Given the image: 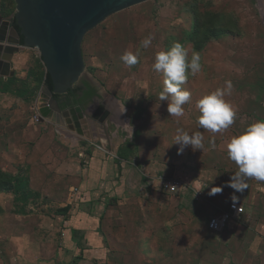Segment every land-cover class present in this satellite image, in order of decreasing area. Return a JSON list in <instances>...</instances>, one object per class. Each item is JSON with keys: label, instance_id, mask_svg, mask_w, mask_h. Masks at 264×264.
Masks as SVG:
<instances>
[{"label": "rangeland", "instance_id": "obj_1", "mask_svg": "<svg viewBox=\"0 0 264 264\" xmlns=\"http://www.w3.org/2000/svg\"><path fill=\"white\" fill-rule=\"evenodd\" d=\"M0 9L15 14L14 0H0ZM149 34L155 38L144 49L141 41ZM175 42L188 49L189 57L193 51L198 52L202 64V71L189 74L181 85L191 94L182 117L170 116L167 109L171 95L168 100H160L165 76L153 68L156 54L167 52ZM81 50L86 72L101 85L106 93L104 103L113 112L103 132H96L101 136H83L77 144L61 138V175H45L51 184H43L39 195L22 190L18 195L0 194L2 208L10 213L0 234L8 241V246H0L4 257L0 264H224L223 242L206 230L208 219L220 210L203 191L201 194L199 184L205 182L209 168L221 171L223 178L226 172L231 176L238 165L229 158L219 162L217 149L227 153L231 138L244 133L253 123L264 121V0H149L106 18L85 35ZM129 51L139 53V62L131 67L121 59ZM30 53L32 71L43 73L38 52ZM228 80L233 90L225 99L236 110L234 123L216 133L200 128L196 102L225 87ZM152 128L155 157L151 155L146 163L134 160L128 165L134 168L136 164L138 170H149L155 177L186 180L188 193L168 195L158 190L155 181L153 193L135 189L136 201L127 200L130 205L124 204L125 200L120 204L111 191L100 193L91 207L82 208L76 203L80 195H73L76 200L69 201L70 189L81 184L74 179H79L78 174L89 166L86 162L94 150L105 159L136 152L146 155L152 145L145 132ZM60 129L61 133L68 130L64 126ZM178 129L190 135L201 133L203 151L189 146L178 154ZM136 131H142L141 141L136 139ZM55 168L59 171V165ZM3 177L6 176H0V183H8L9 178ZM24 179L18 184H25ZM38 180L42 182V177ZM25 195L28 199L23 203L28 202L27 206L21 207V202L13 206L15 198ZM120 196L124 198L125 194ZM72 229L91 231L99 237L111 229L122 230L129 236L121 243L115 241L122 244L120 253L109 254L85 238L86 233L79 243L81 247L75 242L69 247ZM19 233L24 239L16 241ZM15 248L25 255L19 256Z\"/></svg>", "mask_w": 264, "mask_h": 264}, {"label": "crops", "instance_id": "obj_2", "mask_svg": "<svg viewBox=\"0 0 264 264\" xmlns=\"http://www.w3.org/2000/svg\"><path fill=\"white\" fill-rule=\"evenodd\" d=\"M0 14L3 18H11V16L14 15L12 12H1V9ZM32 62L33 57L30 50L15 53L10 60V70L7 77L0 75V176L5 175L6 177H3V179L9 178L8 180L16 177H23L25 178L26 190L39 195V191L42 189L43 184H51L50 180L48 181L45 179V175H50L52 173L53 175L57 173L61 175V138L62 140L64 139L63 141L65 142L71 141L72 143H76L83 136H101L96 132L101 131L102 133L106 124L100 125L98 122L91 119L90 116L97 110L99 105H103L109 110L110 116L113 111L104 103L106 93L102 91L103 104L92 107L80 120L81 135L69 130L61 133L60 128H63L62 126L53 125L47 120L41 121L40 110L45 107V105L56 108L57 103L52 100L46 91L45 69L43 73L36 74L32 71ZM77 112L79 114L78 110ZM34 115H37L39 118L38 123L33 121ZM145 134H147L145 138L148 139L152 145L151 152H146V155H143L142 152H136L126 155L121 154L120 156H115L114 159H111V157L105 159L100 152L94 150L92 152V157L86 162L89 166H87L83 173L78 174L80 176L79 179H74L80 181L81 184L77 188L70 189L69 201L76 200L75 197L72 198L76 190V196L80 195L76 203L80 204L82 208H84V206L91 207L96 204L95 199L100 193L103 191L109 193L111 191L113 192V197L116 198L117 196V198H119L118 202L120 204L125 200L124 204L127 203V205H130L127 200H134L133 203L136 201L137 194L134 193L135 189L141 192L153 193L155 192V188L154 190H152V188L155 187L156 181L158 190L163 191L161 183L158 181L159 178L171 179L178 182L180 186L176 193H181L180 195L188 193L190 189H188V182H186V180H175L161 175L155 177V174H149V170H138L137 167L139 166H136V164H134V168L128 165L134 160H136V163L137 161L142 163V160L143 163H146L148 157L151 155L155 157V129L152 128L145 132ZM135 137L138 141H141L142 131L138 133L136 131ZM220 149L222 148L217 149L215 154L219 162L223 160L222 158H229L228 155H225L227 153ZM134 157L135 159H133ZM151 159L153 158L151 157ZM58 165L59 171L55 168ZM222 166H224L223 163ZM223 169H225V167ZM227 171H229V169H227ZM238 171L239 168L232 170L230 172L231 176ZM76 172L77 171L73 173V176L76 175ZM219 172L221 171L210 168L206 169V174L204 175L205 182L203 181L202 185L199 184L201 192H204L210 203L213 202V204H215L217 210H220L219 212L227 210L231 203H239L245 208L244 215L238 221L231 222L221 233H212L216 234L221 242H223L224 246H222L221 249L226 259L222 258V262H224V264H264V181L247 178V189L243 193H239L235 192L233 188L226 186L227 182L230 180L228 178H231L229 172H226L224 178ZM41 177L42 182L38 180L41 179ZM73 178L74 177L71 179ZM131 179L134 181L132 180L131 182ZM10 185L15 186L18 184L12 182ZM215 187L222 188V192L214 196H209L208 193ZM5 188L6 187L0 186V194L4 192L12 193L11 190L7 191ZM163 192L168 195L176 194H171L166 191ZM193 192L195 193V191ZM203 192L201 194H203ZM121 193L125 194L124 198H120ZM233 195L237 197L235 202L232 200ZM107 199L105 200V206L108 205ZM19 202H21V207L24 204L25 206L28 205V202L23 203L24 201H22L21 198H15V200H13V206H17ZM2 207L0 203V234L4 227L3 224H6L8 221L7 217L10 215V213L5 212ZM18 214L26 216L21 212ZM124 214L126 215L127 213L124 211ZM63 217L66 219L65 216ZM206 230L208 231L207 223ZM121 231L122 230L113 231L111 229L109 232L105 233V235H100L101 237H99L94 236V233L91 231V233H86L85 230L72 229L71 244L68 246L71 247L73 245L72 242H75L78 244L77 247H81L79 243L83 239L88 238L91 242L93 241L95 246H101V250L104 253H120L121 249L119 246H122V244L117 243L125 241L129 236L126 232ZM20 233L15 239L16 241L23 238ZM85 233L86 237L84 238ZM0 242V246H8V241L3 239V235L0 236ZM17 245L20 244L17 243ZM15 249L19 250L18 248ZM81 251L86 252L89 251V249H83ZM20 255H25L23 250H19V256ZM0 259H4V257L0 255ZM41 262H44V259H42Z\"/></svg>", "mask_w": 264, "mask_h": 264}, {"label": "water", "instance_id": "obj_3", "mask_svg": "<svg viewBox=\"0 0 264 264\" xmlns=\"http://www.w3.org/2000/svg\"><path fill=\"white\" fill-rule=\"evenodd\" d=\"M149 0H14L16 12L11 18L0 14V75L7 77L15 53L36 50L49 75L54 96L66 95L82 78L101 91L100 84L88 75L82 56L85 35L106 18ZM15 20L18 31L12 26ZM22 38V43H21ZM103 95V94H102ZM98 100V98H97ZM41 121L64 126L81 135V115L75 108L60 112L50 105L40 110ZM103 105L90 116L100 125L109 120Z\"/></svg>", "mask_w": 264, "mask_h": 264}, {"label": "clouds", "instance_id": "obj_4", "mask_svg": "<svg viewBox=\"0 0 264 264\" xmlns=\"http://www.w3.org/2000/svg\"><path fill=\"white\" fill-rule=\"evenodd\" d=\"M154 35H147L141 45L144 49L152 45ZM139 53L125 52L121 57L126 66L131 67L137 64ZM153 68L157 72H162L165 76V89L160 95V100H168L171 95L172 101L168 105L170 116L182 117L185 114L184 105L191 101V94L187 90H182L188 75H196L202 71L201 56L193 51L189 57L188 49L180 42H175L167 52L156 54ZM233 84L230 80L225 81V87L216 89L203 96L196 102V108L200 115L197 123L200 128L216 133L228 129L235 121L236 110L232 104L225 99L231 95ZM167 94V95H166ZM204 137L197 132L190 135L183 129L177 130L175 144L179 145L178 154H182L185 148L191 146L192 149H204ZM215 147V144H212ZM227 155L231 161L238 165L239 171L231 176L227 182L228 187L235 192L243 193L248 185L246 178H254L257 181H264V121H257L250 125L246 131L231 138L227 144ZM222 192V188L215 187L208 193L214 196ZM233 202L237 197L233 195Z\"/></svg>", "mask_w": 264, "mask_h": 264}, {"label": "flooded vegetation", "instance_id": "obj_5", "mask_svg": "<svg viewBox=\"0 0 264 264\" xmlns=\"http://www.w3.org/2000/svg\"><path fill=\"white\" fill-rule=\"evenodd\" d=\"M92 89L95 90V94L89 99L88 95L92 92ZM54 100L57 103L56 109L58 111L64 112L69 111L71 108H75L79 111L81 117H84L92 107L103 104V95L89 80L82 78V80L66 95L59 96L58 98L54 96Z\"/></svg>", "mask_w": 264, "mask_h": 264}, {"label": "built area", "instance_id": "obj_6", "mask_svg": "<svg viewBox=\"0 0 264 264\" xmlns=\"http://www.w3.org/2000/svg\"><path fill=\"white\" fill-rule=\"evenodd\" d=\"M33 121L38 123L39 118L33 117ZM158 181L161 183L163 191L169 192L171 194L176 193L180 184L171 179L159 178ZM77 191H74V196H76ZM245 213V208L239 203H231L227 210H223L218 214L209 218L207 222V229L211 233H221L223 232L231 222L238 221Z\"/></svg>", "mask_w": 264, "mask_h": 264}, {"label": "trees", "instance_id": "obj_7", "mask_svg": "<svg viewBox=\"0 0 264 264\" xmlns=\"http://www.w3.org/2000/svg\"><path fill=\"white\" fill-rule=\"evenodd\" d=\"M13 27L18 31V27L16 25V22L15 20L13 21ZM21 43H22V38H21ZM45 86L50 90L52 91L53 90V86H52V83H51V80H50V77L48 74L45 75ZM92 92L88 95V98L90 99L91 96H93L95 94V90L92 89L91 90ZM59 96H55V98H58ZM11 181H8V183H0V186L1 187H6L5 190L9 191L11 190V192L15 195H18L20 193V190H22L23 193H28L29 191L26 190V186L25 184H18L19 183V180H20V177H16V178H12L10 179ZM14 182V183H17L18 185H15V186H11L10 184ZM28 198H27V195L23 196L21 198L22 201H26Z\"/></svg>", "mask_w": 264, "mask_h": 264}, {"label": "bare ground", "instance_id": "obj_8", "mask_svg": "<svg viewBox=\"0 0 264 264\" xmlns=\"http://www.w3.org/2000/svg\"><path fill=\"white\" fill-rule=\"evenodd\" d=\"M261 1V0H260ZM121 114V113H120ZM122 118H123V115H122Z\"/></svg>", "mask_w": 264, "mask_h": 264}]
</instances>
